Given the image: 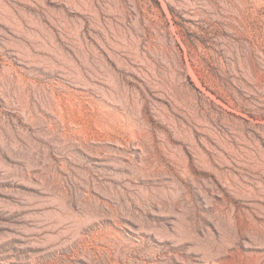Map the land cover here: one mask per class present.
Listing matches in <instances>:
<instances>
[{"label": "rangeland", "instance_id": "rangeland-1", "mask_svg": "<svg viewBox=\"0 0 264 264\" xmlns=\"http://www.w3.org/2000/svg\"><path fill=\"white\" fill-rule=\"evenodd\" d=\"M0 264H264V0H0Z\"/></svg>", "mask_w": 264, "mask_h": 264}]
</instances>
